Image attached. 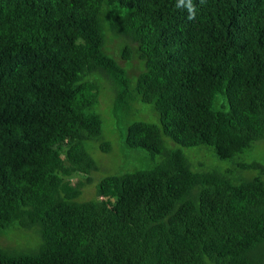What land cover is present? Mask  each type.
<instances>
[{
	"label": "trees",
	"instance_id": "trees-1",
	"mask_svg": "<svg viewBox=\"0 0 264 264\" xmlns=\"http://www.w3.org/2000/svg\"><path fill=\"white\" fill-rule=\"evenodd\" d=\"M0 0V229L34 228L31 251L0 247V264H264V182L193 172L180 146L229 159L264 140V0ZM142 62L132 88L104 50L99 17ZM116 84L112 110L136 99L157 121L135 120L124 144L162 153L143 171L106 175L84 143L100 136L93 74ZM224 95L226 109L210 98ZM106 152L109 145L98 141ZM255 167L244 164L242 167Z\"/></svg>",
	"mask_w": 264,
	"mask_h": 264
},
{
	"label": "rangeland",
	"instance_id": "rangeland-1",
	"mask_svg": "<svg viewBox=\"0 0 264 264\" xmlns=\"http://www.w3.org/2000/svg\"><path fill=\"white\" fill-rule=\"evenodd\" d=\"M121 8L115 5L102 7L99 17L101 32L104 33V50L116 64L124 69L126 85L132 88L135 75L143 68L142 62L131 54L128 59L120 57L121 48L128 45L127 40L113 34L107 27V17L120 14ZM93 78L98 85L97 103L85 109V112L95 113L100 121V136L95 140L84 143L97 169L89 174H73L72 182H86L82 185L76 202L91 200L99 179L106 175L125 172L143 171L160 163L162 153L150 152L142 148H129L124 144L127 126L135 120L156 123V115L149 104L136 99L129 100L122 107L112 110L114 90L116 84L111 77L94 73ZM210 106L214 110L224 111L227 107L223 94L214 92L210 98ZM105 141L109 145L106 152L98 149V141ZM162 151H179L185 158L188 167L193 172H214L228 178L231 182L238 179L258 177L264 182V140L259 139L229 159H218L211 148L206 145L180 146L165 135H161ZM256 164L255 167H242L244 164ZM39 244V236L34 228L25 229L17 224H10L0 229V247L16 251H31Z\"/></svg>",
	"mask_w": 264,
	"mask_h": 264
},
{
	"label": "clouds",
	"instance_id": "clouds-1",
	"mask_svg": "<svg viewBox=\"0 0 264 264\" xmlns=\"http://www.w3.org/2000/svg\"><path fill=\"white\" fill-rule=\"evenodd\" d=\"M184 4H185V0H179V4L177 6L179 7V6L184 5ZM186 7L188 8V11L190 13L189 18L190 19L194 18L195 10H194V7L191 3V0H188Z\"/></svg>",
	"mask_w": 264,
	"mask_h": 264
}]
</instances>
